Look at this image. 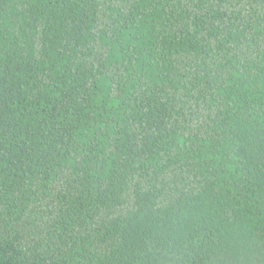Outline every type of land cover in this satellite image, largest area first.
<instances>
[{
    "label": "trees",
    "instance_id": "obj_1",
    "mask_svg": "<svg viewBox=\"0 0 264 264\" xmlns=\"http://www.w3.org/2000/svg\"><path fill=\"white\" fill-rule=\"evenodd\" d=\"M0 264H264V0H0Z\"/></svg>",
    "mask_w": 264,
    "mask_h": 264
}]
</instances>
